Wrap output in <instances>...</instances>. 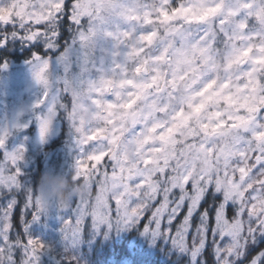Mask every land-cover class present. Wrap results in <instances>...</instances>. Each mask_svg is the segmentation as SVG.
Masks as SVG:
<instances>
[{"label":"clouds","instance_id":"clouds-1","mask_svg":"<svg viewBox=\"0 0 264 264\" xmlns=\"http://www.w3.org/2000/svg\"><path fill=\"white\" fill-rule=\"evenodd\" d=\"M56 2L0 0L16 25L55 33L58 55L27 61L38 92L31 107L49 131L65 120L74 144L66 170L46 168L27 185L36 222L111 199L127 182L159 179L165 165L222 179L241 166L255 173L250 180L260 175L249 161L264 158V0H60V14ZM101 153L105 164L85 178L81 165ZM254 195L264 200V184ZM62 229L57 264H93L83 234Z\"/></svg>","mask_w":264,"mask_h":264},{"label":"snow or ice","instance_id":"snow-or-ice-1","mask_svg":"<svg viewBox=\"0 0 264 264\" xmlns=\"http://www.w3.org/2000/svg\"><path fill=\"white\" fill-rule=\"evenodd\" d=\"M71 3V0H69ZM60 0L54 5L57 13L65 8ZM51 14V13H50ZM13 21L11 9H0V24L9 25ZM39 24V21H36ZM0 27V47H6L8 37L20 38L26 42L43 40L48 49L54 48L55 33H46L43 26L29 29L14 25L11 31ZM37 55V54H34ZM7 68V64L3 65ZM47 65H45L46 67ZM39 131L43 140L49 132L50 120L40 119ZM8 132L0 135V150H3V160H0V189L8 193L24 188L27 199L25 207H34L33 197L28 186L21 184L19 177L23 176L21 161L25 149L19 147L14 151L6 149ZM95 139V136L91 137ZM243 155V154H242ZM108 153L90 155L89 164H82L80 172L87 178L92 168L102 166ZM146 164H152L149 158ZM249 164H257L255 172L260 173L255 180H250L249 168L241 166L230 176L225 170L223 176L213 177L211 174L197 175L194 170L169 169L166 165L158 169L159 179L151 176L144 177L136 183L127 182L124 190L111 199L97 196L92 202H83L75 206L69 218H62L64 228H71L74 235L83 233V225L88 217L92 220L93 232L100 231L101 226L113 228L110 201L115 202V228L135 227L146 211H151L143 235L150 236L152 243L158 239L171 243L174 251L189 257V264H205L202 254L206 246L211 247L215 264H264V249L256 251L255 246L264 244V200L258 199L255 185L264 184V158L257 157ZM244 179V184L238 183V177ZM124 175V170H120ZM115 177L117 173L113 172ZM129 179L131 174H128ZM213 201L212 213L201 209L206 197ZM16 199L8 200L6 206L0 208V264H16L13 250L21 249L23 256L20 264H31L30 256L38 254L45 244L31 234V224L38 219L35 211L32 222L25 225L24 232L28 236L27 243H22L19 235L11 240L9 233L12 229L11 215L16 205ZM232 210L229 217L228 210ZM181 213L183 215L181 216ZM63 232V229H61ZM190 241V243H189ZM256 251L255 255L252 252Z\"/></svg>","mask_w":264,"mask_h":264},{"label":"trees","instance_id":"trees-1","mask_svg":"<svg viewBox=\"0 0 264 264\" xmlns=\"http://www.w3.org/2000/svg\"><path fill=\"white\" fill-rule=\"evenodd\" d=\"M15 22L9 25H2L0 27L6 28L5 31H11ZM41 27V26H38ZM69 32L67 27H64L63 33L58 43L68 37ZM62 50V49H61ZM41 55L47 57L49 54L52 56L58 55L56 52H52L50 49H45V42L43 40L35 42H26L20 38L8 37V43L6 47H0V74L4 75L6 70L3 65L13 66L16 68L22 65L28 64L27 61L32 59L33 55ZM26 92H21L16 98L12 99L7 104H3L0 108V135L5 132L8 118L12 119L16 114L19 105L29 103L30 97ZM1 102V101H0ZM26 105V104H25ZM14 113L12 116L10 114ZM61 123L62 128L57 137L51 141H42L36 148L28 146L25 148L24 159L20 162L22 165L23 176L19 177L21 184L34 185L39 175L46 168H58L63 163V153L68 149L74 148L70 130L66 121ZM29 131V130H28ZM30 133L33 132V127H30ZM15 135L17 132L14 133ZM14 136V135H13ZM8 142L13 141V137H7ZM20 142L15 144L13 150L20 147ZM9 147V146H8ZM2 152H0V155ZM65 154L67 161L64 160L66 166L72 163V157L75 154ZM15 198L16 205L12 210L11 223L12 229L9 236L11 240H15L19 235L22 243H27L28 236L24 232L26 224L32 222V216L35 212L34 207H25L27 194L22 187L19 191L8 193L6 190L0 189V208L6 206L9 199ZM113 207L112 221L113 228L109 230L107 226H101L100 232L97 235L92 229L91 217H88L83 225V238L85 244L83 246V252L93 264H189V257L181 255L179 252L173 250L171 243H167L162 239H158L155 244L151 241L150 236L141 235L143 228L147 225L151 216V211H146L142 219L135 227H131L130 230L116 231L115 228V203L110 201ZM212 198L206 197L202 201L201 209H208L210 214L212 213ZM183 213H181V216ZM228 215L231 217L232 210H228ZM62 218L72 219L69 215L57 216L53 212L50 218H41L39 222L31 224V234L33 238L40 239L44 244L48 246V251L42 256V264H57V261L61 260L63 254L62 246V232L63 227ZM190 243V241H189ZM256 251L264 249V244H258L255 246ZM256 251L252 252V255L256 254ZM23 252L21 249L13 250V259L16 264H20ZM202 259L205 264H215V257L211 247L206 246Z\"/></svg>","mask_w":264,"mask_h":264},{"label":"rangeland","instance_id":"rangeland-1","mask_svg":"<svg viewBox=\"0 0 264 264\" xmlns=\"http://www.w3.org/2000/svg\"><path fill=\"white\" fill-rule=\"evenodd\" d=\"M21 92H26L30 97L29 103L19 105L18 110L15 115L11 112L10 116L13 115L12 119L8 118L7 126L5 132H8V136L13 137L12 142H8L6 140V149L8 151H14L13 148L15 144L20 142V147L24 149L28 146L31 148H36L37 145L42 141H51L57 137L58 133L61 131V123L64 124L63 119H57L46 137L42 140L39 131V121L38 117L41 113L32 110V104L35 102L38 96V92L36 88L32 84L31 75H30V66L29 64H24L19 68L13 67L12 65L8 67L2 78H0V108L3 104H7L12 99L16 98L17 95ZM65 121V120H64ZM30 127H33V132L30 133ZM29 130V131H28ZM17 132L15 135L14 133ZM14 135V136H13ZM28 145V146H27ZM9 146V147H8ZM2 154L0 155V160H3V150H0ZM67 155L74 153V148L68 149V152H64ZM63 153V159L67 161V157ZM61 163V165L56 168L57 171L66 170L68 166H66V161ZM107 157H105V161L102 164H105ZM100 165H98L99 167ZM115 203V202H114Z\"/></svg>","mask_w":264,"mask_h":264}]
</instances>
